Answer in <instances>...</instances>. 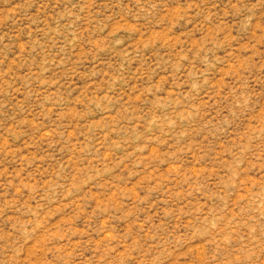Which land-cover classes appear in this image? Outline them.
Here are the masks:
<instances>
[{
	"label": "rangeland",
	"instance_id": "374dc122",
	"mask_svg": "<svg viewBox=\"0 0 264 264\" xmlns=\"http://www.w3.org/2000/svg\"><path fill=\"white\" fill-rule=\"evenodd\" d=\"M0 264H264V0H0Z\"/></svg>",
	"mask_w": 264,
	"mask_h": 264
}]
</instances>
